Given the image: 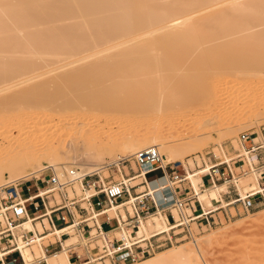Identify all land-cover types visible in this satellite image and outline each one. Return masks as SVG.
Instances as JSON below:
<instances>
[{
	"label": "bare ground",
	"instance_id": "6f19581e",
	"mask_svg": "<svg viewBox=\"0 0 264 264\" xmlns=\"http://www.w3.org/2000/svg\"><path fill=\"white\" fill-rule=\"evenodd\" d=\"M263 26L264 0H0V74L4 77H0V85H10L5 93L56 65L62 64L60 71L67 72L63 77L53 76L32 83L0 104V109L9 113L18 111L22 117L24 114L28 116L17 117L15 123L6 127L3 125L6 129L0 135V185L42 176L45 167L66 170L71 167L70 163L58 159L59 151L76 141L80 142L85 156L97 161L88 167H76L84 173L104 169L108 164L126 159V151L129 153L127 157H131L137 150L148 146H155L167 156L198 150L199 146L191 144L196 138L167 149L163 148V143L158 144L164 139L176 141L180 123L175 120L163 130L153 128L148 131L151 136L142 138L144 143L137 147L134 138L138 132L112 140L98 131V112L94 111L96 118L91 123L81 121L76 115L85 106H90L95 110L105 107L111 110L114 123L129 114H140L145 120L150 115L166 120L165 116L171 114L168 112L172 109L170 105L186 104L190 98L197 99L205 110L237 103L245 109L252 103H260L264 97V37L259 36ZM99 58L102 60L100 65L92 64ZM81 62L83 65L78 69L81 72L76 74L72 68ZM217 66L236 70L239 79L231 86L218 89L208 78ZM33 67L36 69L28 72ZM164 68H170L169 74H160ZM96 70L97 74H104L100 81L97 80L99 83L94 81L100 86L97 88L99 92L96 94L94 90L93 94V89L89 92L80 90L79 83L93 80ZM194 70L200 71V80L196 92L189 96L185 92L189 88L187 78L188 74H194ZM53 72L56 71L53 69ZM117 80L123 82L116 86ZM135 82L140 89L148 90L142 98L135 99L127 94ZM61 89L65 90L66 100L59 102L56 90ZM56 107L58 112L46 118L44 112ZM69 111L74 114H67ZM5 119L1 115L0 123ZM212 126L211 120L205 122V128ZM120 146L126 150H121L124 156L113 155L107 162H101L104 153ZM164 157L161 155L162 164H165ZM189 179L193 186L199 181L197 176ZM193 180L197 182L194 184ZM139 181V177L129 180L130 184H138L136 191L143 190ZM246 181L249 178L243 179L242 183ZM147 190L154 199H159L158 190L152 189L148 183ZM220 190L221 186L208 187L200 194V199H207V202L211 196L218 199ZM223 203L221 201L220 206ZM214 207L215 204H211L207 208L212 210ZM24 225L31 230L28 222ZM159 226L160 219L153 218L141 223L139 231L156 230ZM73 241L70 236L61 250L48 257L43 254L41 246L34 244L24 248L22 255L25 261H29L27 258L30 259L31 255L28 251L36 247L46 264L53 259L52 256L64 259L63 264H71L65 245ZM190 242H196L195 235ZM208 242L206 239L203 243ZM156 252L142 258L141 264H205V253L198 246L190 250L177 245L162 256H154Z\"/></svg>",
	"mask_w": 264,
	"mask_h": 264
},
{
	"label": "built area",
	"instance_id": "2783aa9c",
	"mask_svg": "<svg viewBox=\"0 0 264 264\" xmlns=\"http://www.w3.org/2000/svg\"><path fill=\"white\" fill-rule=\"evenodd\" d=\"M259 130L260 137L240 131L234 144L215 143L183 161L162 164L157 148L148 146L131 155L134 169L128 159L85 173L76 167H45L40 178L1 184L0 264H46L42 255L25 261L22 250L34 244L49 255L70 236L74 241L65 246L71 264H131L191 240L220 219L229 221L264 205V125ZM111 168L120 178L113 179ZM191 176L199 178L195 186ZM132 177H139L142 191L130 184ZM159 177V199H154L147 183ZM245 178L249 181L242 183ZM216 186L222 190L218 199H209L215 204L211 210L200 194ZM101 215L105 218L98 221ZM153 218L160 219L159 229L140 232L141 223Z\"/></svg>",
	"mask_w": 264,
	"mask_h": 264
},
{
	"label": "rangeland",
	"instance_id": "374dc122",
	"mask_svg": "<svg viewBox=\"0 0 264 264\" xmlns=\"http://www.w3.org/2000/svg\"><path fill=\"white\" fill-rule=\"evenodd\" d=\"M259 33L260 35L259 34L258 35L260 36V38L264 37L263 36L264 26L260 29ZM90 38L92 37L90 36ZM99 59H95L92 62V64H95L97 66L100 65L102 63V60L101 59L99 60ZM113 60H115V58L112 59L111 62H113ZM81 64L83 65V63L81 62L80 64H78V66L80 67ZM61 66L62 64H59V65H56L55 67H51V69L48 68V69L42 70L40 71L41 73L39 72V75H33L32 76L33 78L29 82H26L25 84L20 85L17 89L15 88L10 89L8 90L9 92L7 91L6 93H5V90H7L10 85H7V87L5 84L0 85L1 87L0 89L2 90L0 94V104L10 100L9 97H15L20 90L25 89L26 87H28V85L32 83H35V82L38 83V82H41V80H48L52 78L53 76L63 77L67 75V72L65 71L63 72L62 70L60 71V69H63V68H60ZM78 66L74 65L72 68L74 72H77L76 74H80L81 72V70H78V69H81V67L79 68ZM217 67L213 69V71L215 72H212L213 74L212 73L209 74L208 78H210L209 82L213 84L215 87H217L218 89L225 88V86L226 87L231 86L232 83L234 84L240 77L237 75L238 73L234 69H224L223 66H217ZM34 69L36 68L33 67L32 70L30 69L28 72H32ZM53 69L56 72H53ZM165 69L166 68H164L163 71L160 72L161 75L169 74L170 68L167 70ZM50 71L52 73H50ZM193 73L194 74L192 75L188 74V78H187V83L189 85V88L185 92L189 96H191L193 93L196 92L198 82L200 80L199 79L200 71L194 70ZM197 75H198V78H196ZM93 76L95 80L94 78L93 80L91 79L90 81L86 80L87 84H86V81L80 82L79 89L80 90L84 89V91L88 90V92L93 89L91 91V93L93 92V94H95L96 91L99 92L97 88L100 86H98V84L96 85V83H99L97 82V80L99 79L100 81L103 78L104 74L103 75L102 73L97 74V70H96V73H94ZM0 77H3L2 74H0ZM124 78H127V77H124ZM121 80H119V82L117 80L115 81L116 83L113 82V84L115 83L117 86V84L119 85L121 82H123ZM94 81L96 83H94ZM87 85H89L90 87H88ZM131 86L132 87L130 88L132 89L129 90L127 94L135 99L142 98V96H145L146 92H148V90H145V89L143 90V88L140 89V86L136 85V82L135 84H132ZM63 90L62 89L60 91L56 90L57 93L59 92L58 96H56L59 102L66 100L64 97V93H63L65 90L64 91ZM94 90H95V93H94ZM263 98L261 99L260 103H257V104L252 103L253 105L250 104L252 106L249 105V107L247 106L245 109H243L245 106L243 107L241 106V103H237V104H226L224 106L220 105L217 108L218 110L212 107L205 110L204 107H202L203 105H201L202 103H200L197 99L190 98L189 100L185 101L186 104L182 103L180 106L170 105V108L172 109L171 111L169 110L168 112H170L171 113L170 115L172 116H170L169 113L167 112L168 116H165L167 118L166 120L165 119L162 120L159 117H156V118L154 116L152 117V115L148 116V119L145 120L142 118L140 114L139 115L132 114L133 116L129 114L130 116L126 115L121 120L117 121L119 122L118 124L117 122L114 123L115 120H113V114L111 110L107 109L106 107L95 110V108L90 107V106H85L82 110H80V112H78V115L76 116L77 118L81 119V121L85 123H91L96 118L94 117V111L98 112L99 113L98 117H100L99 118L100 121H99V128H98L99 130L98 129L97 130L100 132H103L105 134L104 135L105 137L110 138V139L112 138V140L113 138L114 140H118V138H121L125 134H129L132 132H134L135 134L136 132H138L137 134H135L136 135L134 138L135 143L132 141V144L134 143L135 144L134 146H137V147L141 146L144 143L142 142L143 139H147L148 136L149 137L151 136L150 133H147L148 131H152L153 128L163 130L166 125H168L171 121L175 120V123H180V126H179L180 128L177 130L178 136L176 135L177 136L176 141L179 139L178 143L173 139H164L161 142H158V144L163 143V148L167 149L175 145L189 143L191 142V140L193 141V139L196 138L197 140H194L193 143L191 144L195 146H199V149L195 150L194 152L184 153L180 156L178 154L167 156L165 155V153L163 155V152L161 153L160 150L158 149L162 157L165 156L164 157L165 163H169L173 161H183L189 155H192L195 152H199L203 148H206L207 146L213 145L215 143H220L224 145L232 144L234 142L233 139L236 137L237 133L240 131L250 132L252 133L253 136L254 135L258 136L260 134V130H259L260 127L264 125V99ZM175 107L176 109L173 110V108ZM58 110H59L58 107H56V108L45 111L44 112L45 117L46 118L53 117L58 112ZM68 113L69 115L74 114V111H69L67 112V114ZM1 115L6 119L5 121L0 123V135L3 132H5V129H6L5 127L7 125L13 124V122L15 123V119L17 117H20V118L22 117L21 113H19L18 111L13 112L12 114V113L7 112L4 108L0 109V116ZM23 117H28V116L27 114H24ZM207 120H211L213 123V126L208 129L204 127L205 122ZM94 131L96 130H93L92 132ZM146 142L148 143V141H145V143ZM123 149L124 148L123 147L121 148L120 146L117 149L104 153L103 160H101V162L103 163H105V161L107 162L108 159L112 158L113 155L114 157L116 155H121V154L124 156L125 155L123 153L124 151H121ZM125 153H126V159L130 161V164L132 168L134 169L133 163L131 162V159H130L131 157L130 156L127 157L129 153L127 151ZM89 158L88 156L84 155V150L79 141L78 142L76 141V143L68 144L65 147L64 151H59V157H58L60 161L65 162V163H70L71 167L73 166L83 167L81 165H84V167L87 165L86 167H88V166H91L92 164L97 163V161L91 158L89 159ZM126 163L124 162L121 165H124ZM43 164L44 166H47L45 162ZM121 165L119 164L118 166H121ZM112 169L113 168H111L109 172H111L110 174L113 176V179L120 178L119 173L116 172L115 170L112 171ZM40 176L41 175L34 177V178H40ZM152 176L153 174H148L146 178H150ZM162 181L163 179H159V180H155L152 182H148V184L152 189H154L155 187H158V185L161 184ZM196 182L197 180H193L194 184ZM203 182L206 183L205 178L203 179ZM135 188L137 189L138 186H136ZM74 190L77 193L76 187H74ZM67 195L68 196L70 195L69 197L72 196L70 190L67 191ZM55 197L56 199H58L56 195ZM211 198L217 199L215 196H211ZM203 203L207 207L211 205L210 202H207V199L203 200ZM107 215L110 216V214H107ZM218 215L220 216V213H218ZM104 218L105 216L101 215L97 219L98 221H103ZM103 226L106 227L105 225ZM195 238H196V242L192 244L190 242L191 240H187V239H183L178 242L179 244L178 243L176 244L178 245V247L185 246V248H188L190 250H194L196 246L201 248L203 252L205 253L203 254V261L205 264H264V205L254 210L249 211L248 215L244 213V214H241L240 216L231 218L229 221H226V220L223 221L222 219H220V223H217L216 225L211 226V228H208L206 230L203 229L202 231H199V233L195 235ZM206 239H209V242L207 244L203 243ZM173 245L175 246L174 248H177V245L175 244ZM168 248H171V247H168ZM168 248L166 249L162 248L163 250L160 249V251L157 250L158 252L155 251L156 253L154 256H159V255L162 256L164 254L166 255L168 251L170 252V250L172 249L174 250V248L172 249H168ZM30 250L32 251V255L34 254L32 257H36L40 255V252L39 250L36 249V247H32V249ZM50 250H51L50 248L47 249V251H50ZM28 254H29V251H28ZM154 256L152 255V257ZM32 257L30 256V259L29 258L27 259L31 261L33 259ZM143 261L141 260V262L136 263V264H141ZM64 262H65L64 259H61L59 257H54L53 259L49 261V264H63Z\"/></svg>",
	"mask_w": 264,
	"mask_h": 264
},
{
	"label": "crops",
	"instance_id": "0c3cea01",
	"mask_svg": "<svg viewBox=\"0 0 264 264\" xmlns=\"http://www.w3.org/2000/svg\"><path fill=\"white\" fill-rule=\"evenodd\" d=\"M160 178V177H159ZM158 187H155L154 189H157ZM58 252V251H57ZM57 252H55V253H57ZM29 253H30V255H31V257H32V251L31 250H29ZM55 253H53V254H55ZM53 254H50V255H53ZM50 255H46V257H48V256H50ZM51 258H54V256H52ZM51 258H49V260L51 259ZM48 260V261H49Z\"/></svg>",
	"mask_w": 264,
	"mask_h": 264
}]
</instances>
